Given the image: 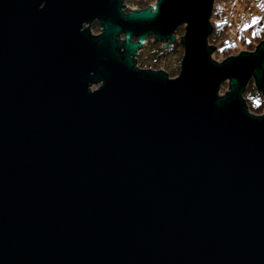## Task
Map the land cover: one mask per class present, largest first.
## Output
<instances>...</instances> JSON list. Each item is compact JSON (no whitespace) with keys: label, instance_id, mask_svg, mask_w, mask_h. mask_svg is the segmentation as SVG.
<instances>
[{"label":"water","instance_id":"1","mask_svg":"<svg viewBox=\"0 0 264 264\" xmlns=\"http://www.w3.org/2000/svg\"><path fill=\"white\" fill-rule=\"evenodd\" d=\"M214 3L0 0V264H264V40L214 58Z\"/></svg>","mask_w":264,"mask_h":264},{"label":"rangeland","instance_id":"2","mask_svg":"<svg viewBox=\"0 0 264 264\" xmlns=\"http://www.w3.org/2000/svg\"><path fill=\"white\" fill-rule=\"evenodd\" d=\"M219 1H220L219 5H225L227 8L228 14L226 17L227 19L229 18V22L231 23V27H230L231 36L234 41L239 42L242 39L250 41L256 39L257 34H262V33L264 34V26L261 27L259 25V22L262 19L264 20V0H219ZM249 2L251 3L249 4ZM94 27L97 31L99 25L95 22ZM258 28H263V29H258ZM177 33L179 35L180 34L183 35L184 26L179 27L176 30L175 34ZM258 43L259 40L256 41V45ZM161 44L162 42H160L158 45ZM210 44L213 45V43ZM156 46H154L153 44H148L146 48L143 49V52L140 55V60H142L147 65L153 64V58L151 56H152V51L156 49ZM251 46L245 48L246 46L244 45L242 47V50H254L256 47V46H252V47ZM240 51L241 50H239V52ZM214 53H213V57L218 60H222L227 57L226 55L215 57ZM183 54H184V48L181 45L179 51H172V53L168 55L164 54L160 62L158 63V66H162L168 72H170L171 77L177 76L181 69L180 66H181V60ZM227 89H228V85L227 83H224L221 87L220 92L223 93Z\"/></svg>","mask_w":264,"mask_h":264},{"label":"trees","instance_id":"3","mask_svg":"<svg viewBox=\"0 0 264 264\" xmlns=\"http://www.w3.org/2000/svg\"><path fill=\"white\" fill-rule=\"evenodd\" d=\"M156 0H125L126 9L131 10L133 8H145L150 4H154ZM219 0H215L213 15H212V24H213V32L209 37L210 43H213V46L216 48L215 50V57H220L222 55H232L238 53L239 50H242V47L245 45L247 48L248 46H256V41L259 42L264 39V34H257L256 39L254 40H241L236 42L232 39L231 36V23L229 22V18L227 19V8L225 5H219ZM263 29V28H258ZM99 30V28L97 29ZM177 39H180L182 36L178 33L176 34ZM259 37V38H257ZM152 38H148L145 41L144 46L139 50L138 54V65L140 67H149L151 65L145 64L142 60H140V55L143 52V49L146 48L148 44H153L154 41L151 40ZM161 44L159 50L156 52L157 57H161L165 54L168 55L172 53V51H179L180 50V43L179 40H176L172 45L163 47ZM251 46V47H252ZM244 96L247 100L249 108L253 113H263L264 112V97L262 93L256 88L254 85L253 80L248 83L246 91L244 92Z\"/></svg>","mask_w":264,"mask_h":264},{"label":"flooded vegetation","instance_id":"4","mask_svg":"<svg viewBox=\"0 0 264 264\" xmlns=\"http://www.w3.org/2000/svg\"><path fill=\"white\" fill-rule=\"evenodd\" d=\"M127 11H129L128 9H126V12ZM97 23L98 25H99V23L97 22V21H94V23ZM94 23H93V25H94ZM93 25H92V30H93V33H95V34H98V33H100V31H101V27H100V25H99V30H97V32H94V28H93ZM176 35V34H175ZM177 37V36H176ZM148 38H152L151 40L152 41H154L153 40V37L151 36V37H148ZM176 40H179V39H177L176 38ZM160 42H162V41H154L153 42V45L154 46H156V49H154L153 51H152V58H153V64H151V66H149V67H141V68H152V69H165L164 67H162V66H158V63L160 62V60H161V57H157L156 56V52L159 50V48H160V46L161 45H158ZM162 46L163 47H167V46H170V45H172V44H167L166 42H162ZM165 44H167L166 46H165ZM140 50V49H139ZM138 50V51H139ZM170 54V53H169ZM140 67V66H139ZM166 70V69H165ZM167 71V70H166ZM169 74H170V72H169Z\"/></svg>","mask_w":264,"mask_h":264},{"label":"built area","instance_id":"5","mask_svg":"<svg viewBox=\"0 0 264 264\" xmlns=\"http://www.w3.org/2000/svg\"><path fill=\"white\" fill-rule=\"evenodd\" d=\"M251 2H249V4H250ZM259 25L262 27V26H264V20L262 19L260 22H259Z\"/></svg>","mask_w":264,"mask_h":264},{"label":"bare ground","instance_id":"6","mask_svg":"<svg viewBox=\"0 0 264 264\" xmlns=\"http://www.w3.org/2000/svg\"><path fill=\"white\" fill-rule=\"evenodd\" d=\"M147 41V40H146ZM138 54H139V51H138ZM138 57V56H137Z\"/></svg>","mask_w":264,"mask_h":264}]
</instances>
